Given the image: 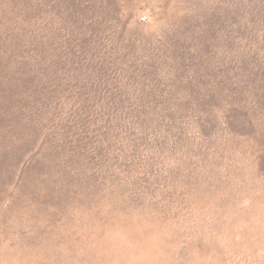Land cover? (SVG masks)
I'll return each instance as SVG.
<instances>
[{
	"label": "rangeland",
	"instance_id": "374dc122",
	"mask_svg": "<svg viewBox=\"0 0 264 264\" xmlns=\"http://www.w3.org/2000/svg\"><path fill=\"white\" fill-rule=\"evenodd\" d=\"M264 264V0H0V264Z\"/></svg>",
	"mask_w": 264,
	"mask_h": 264
},
{
	"label": "clouds",
	"instance_id": "9594fccd",
	"mask_svg": "<svg viewBox=\"0 0 264 264\" xmlns=\"http://www.w3.org/2000/svg\"><path fill=\"white\" fill-rule=\"evenodd\" d=\"M126 264H154V261L150 252L142 251L128 256Z\"/></svg>",
	"mask_w": 264,
	"mask_h": 264
}]
</instances>
